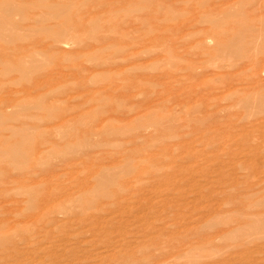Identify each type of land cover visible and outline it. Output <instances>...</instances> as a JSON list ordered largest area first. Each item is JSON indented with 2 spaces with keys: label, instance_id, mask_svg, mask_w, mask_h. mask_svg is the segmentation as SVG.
<instances>
[{
  "label": "rangeland",
  "instance_id": "1",
  "mask_svg": "<svg viewBox=\"0 0 264 264\" xmlns=\"http://www.w3.org/2000/svg\"><path fill=\"white\" fill-rule=\"evenodd\" d=\"M0 264H264V0H0Z\"/></svg>",
  "mask_w": 264,
  "mask_h": 264
}]
</instances>
